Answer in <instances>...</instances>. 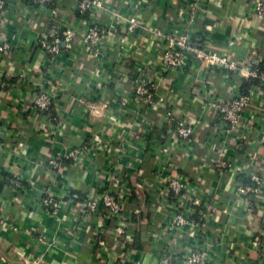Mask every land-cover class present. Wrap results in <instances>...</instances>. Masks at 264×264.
I'll use <instances>...</instances> for the list:
<instances>
[{"label":"crops","instance_id":"1","mask_svg":"<svg viewBox=\"0 0 264 264\" xmlns=\"http://www.w3.org/2000/svg\"><path fill=\"white\" fill-rule=\"evenodd\" d=\"M101 1L105 10L95 16L78 14L73 0H59L54 17L52 8L26 0H7L0 13V44L13 47L11 56L0 57V79L11 84L0 89V264H115L119 256H126L125 264H181L200 235L210 245L208 264H264V185L250 196L237 190L247 184L246 174L264 177V82L249 85L251 106L239 128L227 130L205 102L236 96L249 81L239 70L189 65L166 71L159 65L164 44L150 33H189L239 67L264 69V20L251 13L253 0ZM115 14L135 17L140 26L130 31ZM91 19L114 28L95 57L79 38ZM67 27L78 38L49 55L44 46ZM142 66L164 98L147 110L131 99ZM41 88L54 95V121L30 114ZM122 97L129 100L124 107ZM178 119L193 124L190 143L176 139ZM88 143L84 162L48 167L49 160ZM10 174L19 186L11 185ZM174 177L188 185L179 210L163 193ZM122 184L123 236H115L111 217L81 220L83 196L104 187L119 191ZM48 188L59 200L56 214L40 203ZM177 211L197 226L168 229Z\"/></svg>","mask_w":264,"mask_h":264},{"label":"built area","instance_id":"2","mask_svg":"<svg viewBox=\"0 0 264 264\" xmlns=\"http://www.w3.org/2000/svg\"><path fill=\"white\" fill-rule=\"evenodd\" d=\"M30 4L50 7L51 17L57 15L55 5L59 0H26ZM75 8L78 14L86 15L105 10L101 0H73ZM7 5V0H0V13L3 14ZM251 13L259 20H264V0H253L251 6ZM120 22H126L128 30H134L140 26L137 18L126 17L122 14H115ZM192 18V15H191ZM110 29H106L104 26H100L94 20H89L82 31L80 38V44L83 50L87 51L90 56L95 57L102 46L103 39L108 35ZM151 35L158 41L164 44V49L159 56V65L164 70H183L189 65H196L199 69H217L221 71H237L243 75L247 81H253L255 79L263 81L264 77L258 72L257 68L251 67L243 68L242 66L230 60L226 54H217L208 51L200 42L199 38L190 35L189 33H180L176 30L161 31L158 29L151 30ZM78 38L77 30L71 27L64 28L58 35H56L52 42L48 46H44L49 55L55 56L62 50L70 48L73 41ZM13 47L8 42L0 44V57L7 58L11 56ZM145 66L135 74L132 79L133 89L131 92V99L137 104L139 110H147L154 108L164 103V98L159 95L157 90V83L150 77V73ZM11 84L0 79V89H8ZM54 95L45 88H41L36 94L30 114L33 116L46 115L50 120H55V113L53 110ZM252 91L247 93H239L236 96H232L229 99L221 98H208L205 105L208 109L213 110L223 122L227 130H237L240 126V122L245 111L251 106ZM129 102L128 98H120V105L124 107ZM54 116V117H53ZM194 133L193 124L184 119H178L176 121L175 137L181 144L190 143ZM95 147V146H94ZM101 149V147H95ZM94 148V149H95ZM92 150V147L88 144H82L81 146L70 150L63 158H53L47 162V165L52 170H56L60 167L63 160H69L72 162H84L86 154ZM116 155L121 154V148L115 149ZM119 151V153L117 152ZM217 167H224V163H218ZM247 184L239 185L237 190L240 194L252 195L257 193L264 185V177L258 172L246 174ZM9 182L12 186L17 187L20 185L19 177L16 174L9 175ZM126 184H122L119 191H114L110 187L101 188L97 193L93 192L83 196L79 203V212L81 214V220L87 221L95 216H106L117 220V226L115 228V236H123L126 233L128 223L124 218L122 211L121 197L123 190L126 191ZM136 188L141 187V183L137 181L135 183ZM188 185L185 181L178 179L177 177L167 179L164 183L163 193L165 199L173 201L175 208L179 210L186 203L188 198L186 197ZM42 207L51 214H56L59 209V200L55 194L48 188L43 190L42 198L40 201ZM198 203L195 200V204ZM5 220L0 212V226H4ZM186 225L197 226L190 222V219L183 211H177L166 222L168 229L182 228ZM200 240L191 247H188L184 254L181 255V264H208L210 245L208 240L203 235L199 236ZM99 245H104L103 240H98ZM254 245H258V242H254ZM126 256H119L115 264H125Z\"/></svg>","mask_w":264,"mask_h":264},{"label":"trees","instance_id":"3","mask_svg":"<svg viewBox=\"0 0 264 264\" xmlns=\"http://www.w3.org/2000/svg\"><path fill=\"white\" fill-rule=\"evenodd\" d=\"M255 68H257V70H258V72H259L260 74L262 73V71H264V69H263L260 65H258V67H255ZM257 81H258V80L255 79V80H253V81H249V82H247V83L245 84V86L243 85L241 93H247L248 88H249V85H251V84H253V83H256ZM53 117H54V116H53ZM191 217H193V216H191Z\"/></svg>","mask_w":264,"mask_h":264}]
</instances>
